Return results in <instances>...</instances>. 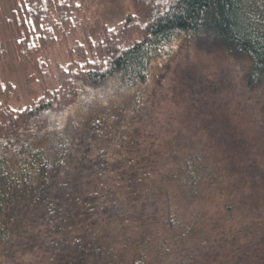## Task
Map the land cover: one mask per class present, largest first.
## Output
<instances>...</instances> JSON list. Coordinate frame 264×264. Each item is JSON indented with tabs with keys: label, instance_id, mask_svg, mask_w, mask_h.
Here are the masks:
<instances>
[{
	"label": "trees",
	"instance_id": "trees-1",
	"mask_svg": "<svg viewBox=\"0 0 264 264\" xmlns=\"http://www.w3.org/2000/svg\"><path fill=\"white\" fill-rule=\"evenodd\" d=\"M131 1L135 13L90 37L91 0H15L7 22L32 100L0 78V256L163 264V238L167 264H264V221L241 244L225 232L241 201L264 215V123L233 126L199 83L174 88L162 120L158 95H142L180 39L263 86L264 0ZM213 202L226 237L203 234Z\"/></svg>",
	"mask_w": 264,
	"mask_h": 264
},
{
	"label": "rangeland",
	"instance_id": "rangeland-1",
	"mask_svg": "<svg viewBox=\"0 0 264 264\" xmlns=\"http://www.w3.org/2000/svg\"><path fill=\"white\" fill-rule=\"evenodd\" d=\"M91 3L92 9L96 13L90 15L88 12L92 22L86 31H88L90 37H94L104 23L114 25L125 19L127 14H132L136 11L131 0H91ZM13 7H15V0H0V37L3 42V52L5 53L0 59V78L16 84L21 95L22 104L27 105L31 102L32 95L27 91L25 66L16 58L18 49L16 38L19 35L9 30L7 22ZM78 37L82 42H85V34L81 33ZM61 53L60 50H56L55 54H52L51 59L55 60L60 58ZM240 67L242 66H240L238 61L227 55L215 50L206 51L199 49L192 44L189 45L185 40L180 39L174 44L172 50L161 57L154 65L151 78L148 84L142 89V95L145 99L148 95L151 98L152 95H158V105H155L154 115L155 119L162 120L165 117L167 103L170 102L172 93L173 97L175 96L173 89H178L177 86L184 80L194 84L199 83L202 91L206 89L211 98L220 100L225 105L217 112L218 114H224L231 118V124L233 126L237 124V127L239 126L241 129H244L245 125H242V123L247 124L250 122L249 125L256 128V123H264V85L259 88L246 86L240 74ZM47 84L51 88L56 86L54 79H48ZM42 89L43 85L41 84L40 90ZM12 104L17 106L20 103L12 101ZM135 104L131 106L130 113L135 111ZM234 121L236 123H233ZM258 196L255 193L256 201L258 199L259 201H264L263 195L258 194ZM245 198H252V195H246ZM239 204L238 211L235 213L238 215V218H232L229 223L226 221L225 225L227 229L225 232L238 231V237L236 239L241 244L245 242L246 232L250 228H255L254 225L249 226V223L251 224L253 221L256 225L259 220L262 223L264 221V215L256 218L259 215L255 216V207L251 210V207L243 201ZM211 205V216L205 219L203 234L208 232L213 238L222 237L223 235L226 237L227 235L220 227L215 228L217 222V218L215 217L218 216L217 211L220 210L217 207L218 204L213 202ZM202 219L204 220V217ZM231 222L235 226H232ZM258 235L260 236L259 232ZM159 243L160 249L156 248L155 252L161 255L164 261L163 264H167L170 262L168 259L170 253L166 251L167 243H165L163 238L159 240ZM211 244V242H208L207 246H212ZM146 247H148L145 250L147 253L146 261L149 262L155 252L154 249H150L149 245ZM175 258L176 256H174ZM45 261L48 262L47 260ZM0 264L46 263L40 261L39 258H31L30 256L12 257L1 255Z\"/></svg>",
	"mask_w": 264,
	"mask_h": 264
}]
</instances>
